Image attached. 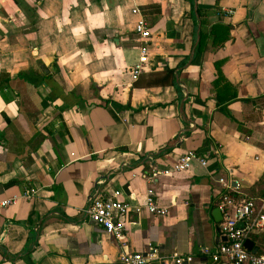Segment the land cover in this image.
<instances>
[{"label": "crops", "instance_id": "obj_1", "mask_svg": "<svg viewBox=\"0 0 264 264\" xmlns=\"http://www.w3.org/2000/svg\"><path fill=\"white\" fill-rule=\"evenodd\" d=\"M149 3L158 10L141 8ZM195 4L202 31L229 24L221 44L206 35L191 51L189 0H0V198L33 190L0 208V264H104L152 248L191 254L182 264H230L199 247L222 238L211 214L218 176L240 196L264 194V0ZM139 17L148 63L132 75ZM217 59L227 80L219 97L235 89L227 101L211 84ZM167 67L171 82H149ZM189 148L204 165L151 174ZM149 187L166 214L145 209ZM113 189L139 205L120 239L84 211ZM250 239L264 254V229Z\"/></svg>", "mask_w": 264, "mask_h": 264}, {"label": "built area", "instance_id": "obj_2", "mask_svg": "<svg viewBox=\"0 0 264 264\" xmlns=\"http://www.w3.org/2000/svg\"><path fill=\"white\" fill-rule=\"evenodd\" d=\"M131 11L138 12V9L133 6ZM133 31L143 42L138 46L137 60L131 68V74L135 75L148 63L146 43L150 38V30L145 20L139 17L133 25ZM191 160H196L204 165L206 157L189 148L179 154L170 167L154 168L151 174L185 169ZM216 180L222 186L215 202L221 214L217 222V230L222 238L213 247L200 246L199 253L207 256L213 263L224 261L230 264H264L263 253L253 252L245 248L242 243L250 232L264 229V194L255 198L234 197L229 193V191L234 193V186L229 180L222 176H218ZM32 194L33 190L27 188L20 195L4 196L0 198V208L14 203L19 196L28 198ZM143 205L151 214L163 215L167 213V207L156 201L154 191L150 187L146 189ZM138 209V204L130 203L120 196L118 189H113L108 194L94 195L84 211L88 218L101 225L115 238L120 239L123 235L126 212ZM237 222H241V224L238 225ZM152 258H155L159 264H182L189 262L192 255L189 253L158 255L153 248L144 253L139 250H120L113 260L104 264H144Z\"/></svg>", "mask_w": 264, "mask_h": 264}, {"label": "trees", "instance_id": "obj_3", "mask_svg": "<svg viewBox=\"0 0 264 264\" xmlns=\"http://www.w3.org/2000/svg\"><path fill=\"white\" fill-rule=\"evenodd\" d=\"M190 2V11L191 14L194 18V26H193V30H192V36L194 39V35H195V26H196V18L194 16L193 13V0H189ZM144 7H155L156 10H158V5L156 3H149L146 5L141 6V8L143 9ZM196 12L198 15V19L200 24L203 23V18L201 17V9L199 6L196 5ZM229 24H225L222 22H214L211 23L208 30L206 32L202 31L199 27L198 30V34H199V38L197 40V43L194 47V51H198L201 50L203 42L205 40L206 35L210 36V41L213 45H218L221 44L223 42V40L228 36V30H229ZM222 62V59H217L214 60L212 62V65L214 66L215 69V77L212 79L211 84L214 88L215 91V97L217 101H227L228 99H231L233 97H235V89L232 87L231 91L226 94L224 97H219V92H220V87L222 86V82H227V80L225 79V77L223 76L221 69H220V64ZM7 78V75L5 74H0V84L4 82V80ZM173 80V68H165V70H163V73L156 77V78H152L149 80V82H157V83H167V82H171ZM259 181H262V177L258 179ZM257 180V182H258ZM230 194H232L234 197H240V195L233 193L232 191H229ZM259 194H263L262 193H249V194H244L242 196L244 197H258L260 196ZM247 238H250V233L247 235ZM253 244V242H252ZM256 253H259L257 251H255ZM19 253H13L11 254V258L18 256Z\"/></svg>", "mask_w": 264, "mask_h": 264}, {"label": "water", "instance_id": "obj_4", "mask_svg": "<svg viewBox=\"0 0 264 264\" xmlns=\"http://www.w3.org/2000/svg\"><path fill=\"white\" fill-rule=\"evenodd\" d=\"M193 13H194V16L196 18V26H195V35H194V39H193V43H192V49L191 51H193L196 43H197V40L199 38V34H198V30H199V25H200V22H199V19H198V15H197V12H196V4H195V0H193ZM211 214L213 215L214 219L216 220H219L220 217H221V214H220V211L218 209L217 206H214L212 209H211ZM238 225L241 224V222H237ZM243 246L247 249H250L251 251H255L256 250V247L253 246L252 244V240L250 238H244L243 240ZM227 264V263H226Z\"/></svg>", "mask_w": 264, "mask_h": 264}]
</instances>
